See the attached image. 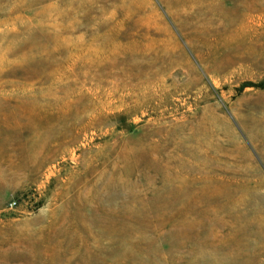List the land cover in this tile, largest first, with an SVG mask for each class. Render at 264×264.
Segmentation results:
<instances>
[{
    "label": "rangeland",
    "instance_id": "374dc122",
    "mask_svg": "<svg viewBox=\"0 0 264 264\" xmlns=\"http://www.w3.org/2000/svg\"><path fill=\"white\" fill-rule=\"evenodd\" d=\"M0 264H264V0H0Z\"/></svg>",
    "mask_w": 264,
    "mask_h": 264
},
{
    "label": "built area",
    "instance_id": "2783aa9c",
    "mask_svg": "<svg viewBox=\"0 0 264 264\" xmlns=\"http://www.w3.org/2000/svg\"><path fill=\"white\" fill-rule=\"evenodd\" d=\"M13 203H10V206H12Z\"/></svg>",
    "mask_w": 264,
    "mask_h": 264
}]
</instances>
